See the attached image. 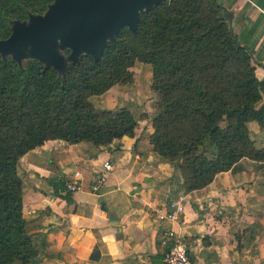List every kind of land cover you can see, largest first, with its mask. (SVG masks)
<instances>
[{
    "label": "trees",
    "instance_id": "1",
    "mask_svg": "<svg viewBox=\"0 0 264 264\" xmlns=\"http://www.w3.org/2000/svg\"><path fill=\"white\" fill-rule=\"evenodd\" d=\"M51 1L0 0V38L10 34L11 20L39 13ZM136 59L152 65L155 79L165 78L153 85L158 112L149 121V141L179 167L183 190L239 170L242 157L264 161V147L254 146L248 127L252 120L264 126V79L219 0H162L140 12L136 32L124 26L97 60L81 53L61 74L36 58L20 65L0 54V264H40L23 215L19 158L47 139L98 146L133 135L137 121L128 107L97 108L90 97L131 75ZM57 186L69 200L65 180Z\"/></svg>",
    "mask_w": 264,
    "mask_h": 264
},
{
    "label": "crops",
    "instance_id": "2",
    "mask_svg": "<svg viewBox=\"0 0 264 264\" xmlns=\"http://www.w3.org/2000/svg\"><path fill=\"white\" fill-rule=\"evenodd\" d=\"M219 2L232 12L231 27L252 52L256 76L264 79V0ZM148 116L147 109L134 115V134L106 144L47 139L19 158L23 215L40 264H166L159 237L167 225L184 236L191 264H256L255 248L264 244V161L247 158L239 170L220 171L207 185L185 191L152 149ZM248 127L255 143L264 145V126L252 120ZM104 160L113 169L92 192ZM75 170L82 187L67 200L57 185L74 179ZM177 197L182 216L173 223L158 220L151 206Z\"/></svg>",
    "mask_w": 264,
    "mask_h": 264
},
{
    "label": "water",
    "instance_id": "3",
    "mask_svg": "<svg viewBox=\"0 0 264 264\" xmlns=\"http://www.w3.org/2000/svg\"><path fill=\"white\" fill-rule=\"evenodd\" d=\"M161 1L52 0L43 13L11 21L10 34L0 38V54L10 55L20 65L24 58H36L61 74L81 53L97 60L124 26L136 32L140 12ZM226 18L231 20L232 12L226 11Z\"/></svg>",
    "mask_w": 264,
    "mask_h": 264
},
{
    "label": "rangeland",
    "instance_id": "4",
    "mask_svg": "<svg viewBox=\"0 0 264 264\" xmlns=\"http://www.w3.org/2000/svg\"><path fill=\"white\" fill-rule=\"evenodd\" d=\"M46 9L47 7L45 9L43 8L39 13H43ZM144 10H149V9H144ZM24 19L27 20L28 17ZM130 70L132 72L131 75H129L124 79L123 78L119 79L112 86H110L108 89L102 92V94L100 93V95L98 94L92 95L90 99L97 108L110 109V110H118L122 107H128L129 109L131 108L136 118L140 116L143 110L147 109L149 110V116L148 118H146L148 119V121L147 120L146 121L147 123H150L149 121L151 117L156 115L158 112V107L157 108L155 107L156 103H158L157 102L158 91L153 87V85L157 82L164 81L165 78L160 77L155 79L153 75L152 65L149 62L141 61L138 59L134 61L133 65L130 67ZM142 122L144 123V120ZM252 140L256 148L264 147V145L256 144L253 138ZM210 150L211 149L208 148L209 152ZM243 160H248V159L247 157H242L238 161L237 166L242 164L244 165L245 161ZM166 162H168L171 167L170 171L172 174L170 175V177L172 176L174 178L178 177L183 180L179 167L175 166L173 163L169 161ZM181 187H182V181H181ZM255 250L257 253L255 263L264 264V244L259 243L255 248Z\"/></svg>",
    "mask_w": 264,
    "mask_h": 264
},
{
    "label": "built area",
    "instance_id": "5",
    "mask_svg": "<svg viewBox=\"0 0 264 264\" xmlns=\"http://www.w3.org/2000/svg\"><path fill=\"white\" fill-rule=\"evenodd\" d=\"M113 169L109 160L102 162L101 168L94 177L90 190L98 192L107 181L108 175ZM74 179L65 180V190L75 191L82 187V177L78 170L74 171ZM151 211L156 218L163 222H176L184 212V204L180 197L170 199L163 206H151ZM160 243L162 247L163 260L166 264H191L185 238L173 225H167L161 229Z\"/></svg>",
    "mask_w": 264,
    "mask_h": 264
}]
</instances>
